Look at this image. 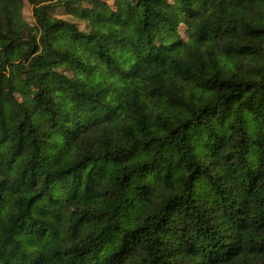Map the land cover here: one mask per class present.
I'll use <instances>...</instances> for the list:
<instances>
[{
  "label": "trees",
  "instance_id": "1",
  "mask_svg": "<svg viewBox=\"0 0 264 264\" xmlns=\"http://www.w3.org/2000/svg\"><path fill=\"white\" fill-rule=\"evenodd\" d=\"M0 264H264V0H0Z\"/></svg>",
  "mask_w": 264,
  "mask_h": 264
},
{
  "label": "rangeland",
  "instance_id": "2",
  "mask_svg": "<svg viewBox=\"0 0 264 264\" xmlns=\"http://www.w3.org/2000/svg\"><path fill=\"white\" fill-rule=\"evenodd\" d=\"M106 1L109 3H115V4H120V5H128V2H129V0H106ZM22 12H23L24 18L27 21H29V22L33 21L32 15H31V8L27 3L24 4V6L22 8ZM54 12L56 15H59V16H68V13H66L64 11V9H62V8H57ZM198 12L202 16H206L208 14L209 10L206 7H199ZM80 25H82V24L80 23ZM27 48L28 47H27L26 43H17L15 46V49H14V60H18L23 55V53L26 51ZM62 69L64 71H68V69H66V68H62Z\"/></svg>",
  "mask_w": 264,
  "mask_h": 264
}]
</instances>
